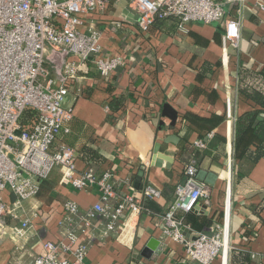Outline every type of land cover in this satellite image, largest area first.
<instances>
[{
    "label": "crops",
    "instance_id": "1",
    "mask_svg": "<svg viewBox=\"0 0 264 264\" xmlns=\"http://www.w3.org/2000/svg\"><path fill=\"white\" fill-rule=\"evenodd\" d=\"M220 1L225 11L222 22L191 23L182 31L175 20H168L142 34L127 2L90 19L103 33L102 53H123L128 63L110 81L100 77L93 60L81 66L80 80L63 103L73 120L55 147L63 144L75 151L78 172L93 169L102 175L112 170L118 190L125 186L137 194L150 185L162 197L148 201L138 196L152 211L131 218L129 246L118 240L117 233L105 235L102 218L94 220L90 229L81 225L78 243L88 245L85 264H198L184 260L179 244L163 235L175 186L185 182L184 171L192 160L196 179L208 196L188 214L190 221H184L187 237L216 231L228 220L225 264L231 251L250 254L249 264H264V160H236L233 153L237 118L259 109L239 94L238 73L240 68L264 72V11L260 10L264 0ZM229 19L240 25L235 45H224L222 39ZM116 22L123 26L117 28ZM117 99L123 107L109 117L110 104ZM169 115L175 116L174 122ZM172 136L177 138L174 142ZM202 140L205 149H196V142ZM84 149L95 151L100 159L87 161ZM157 152L172 159L171 169L164 162L161 167L153 164ZM46 182L43 197L26 204L40 208L27 238L14 232L20 221L0 219V264H29L42 253L44 241H57L66 202H75L84 215L99 201L97 189L78 191L62 184L58 169ZM152 239L160 243L153 257L135 260ZM213 264H223L222 258Z\"/></svg>",
    "mask_w": 264,
    "mask_h": 264
},
{
    "label": "built area",
    "instance_id": "2",
    "mask_svg": "<svg viewBox=\"0 0 264 264\" xmlns=\"http://www.w3.org/2000/svg\"><path fill=\"white\" fill-rule=\"evenodd\" d=\"M121 2H127L136 14L142 34H147L157 20H175L182 31L191 23L210 25L225 17L220 0H0V219L20 221L14 232L20 239L27 238L35 228L40 208L36 203L30 207L26 204L37 201L40 182L57 169L62 184L78 191L97 189L99 194V201L84 215L75 202H66L58 225L62 234L57 241H44L42 253L29 264H85L88 245L78 243V230L81 225L92 228L98 218L105 221V235L117 233L118 240L129 246L131 218L144 211L138 196L149 200L162 197V192L150 185L137 194L125 186L118 190L112 170L101 177L93 169L78 172L75 151L63 144L55 147L73 120L63 103L80 80L81 66L93 60L100 77L110 81L114 72L128 63L123 53H102L103 33L90 21ZM260 10L264 11V6ZM115 24L117 28L123 26L122 22ZM239 34V22L225 20L224 45H235ZM27 110L37 114L31 128L21 123ZM205 147L203 140L195 144L199 150ZM184 174L186 180L175 186L174 201L165 215L163 235L179 244L186 261L213 264L221 257L225 264L228 220L216 226V231L195 238L186 239L179 230L185 223L175 220L176 214L191 213L200 199L208 196L196 179L194 160Z\"/></svg>",
    "mask_w": 264,
    "mask_h": 264
},
{
    "label": "trees",
    "instance_id": "3",
    "mask_svg": "<svg viewBox=\"0 0 264 264\" xmlns=\"http://www.w3.org/2000/svg\"><path fill=\"white\" fill-rule=\"evenodd\" d=\"M172 19L157 20L153 27L158 23ZM152 27V28H153ZM261 85L257 86L256 83ZM264 72H253L246 68H240L238 73V92L246 99L252 100L258 105L259 109L253 110L237 118L234 128L233 153L236 160L248 159L252 163H258L264 160ZM121 100V99H120ZM123 101L113 100L110 104L111 115L119 111L123 106ZM37 114L33 110H27L21 123L27 128L33 126ZM251 145L254 148H251ZM87 154V161L96 162L100 157L95 156L96 152L91 149H84ZM98 177L102 175L96 174ZM47 185L46 180L40 182V193L38 198L43 197L44 187ZM149 201V199H147ZM145 212L152 211L143 206ZM189 214V213H188ZM188 214L178 213L175 216L177 221H190ZM253 256V255H252ZM250 254L244 252H233L229 254V264H249Z\"/></svg>",
    "mask_w": 264,
    "mask_h": 264
},
{
    "label": "water",
    "instance_id": "4",
    "mask_svg": "<svg viewBox=\"0 0 264 264\" xmlns=\"http://www.w3.org/2000/svg\"><path fill=\"white\" fill-rule=\"evenodd\" d=\"M169 117H171L173 119V122H174L175 116L173 117V116L169 115ZM170 139L172 142H174L175 141L174 139H177V138L175 136H172V137H170ZM163 162L166 163L165 164L166 166H164L166 169H171L172 163H173L172 159L168 158L166 156H163L162 154L157 152V154L154 155V157H153V164L157 167H161V166H163ZM135 187L138 188V184H135ZM11 198H12L13 202L16 200L13 195L11 196ZM179 230L184 235V237L186 239H189L187 237L188 232L184 226L179 227ZM159 246H160V243L157 240H155V239L150 240V242L143 249V251L140 254L134 256V259L137 261H141L143 259L144 260H150L153 257V255L155 254V252L157 251V249L159 248Z\"/></svg>",
    "mask_w": 264,
    "mask_h": 264
}]
</instances>
